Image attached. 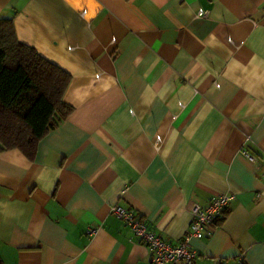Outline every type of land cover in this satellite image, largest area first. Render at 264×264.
Returning <instances> with one entry per match:
<instances>
[{
  "label": "crops",
  "instance_id": "0c3cea01",
  "mask_svg": "<svg viewBox=\"0 0 264 264\" xmlns=\"http://www.w3.org/2000/svg\"><path fill=\"white\" fill-rule=\"evenodd\" d=\"M0 17L70 74L73 108L32 158L0 152L3 264H150L111 206L175 243L218 193L194 264H264V0H0Z\"/></svg>",
  "mask_w": 264,
  "mask_h": 264
},
{
  "label": "trees",
  "instance_id": "16d2710c",
  "mask_svg": "<svg viewBox=\"0 0 264 264\" xmlns=\"http://www.w3.org/2000/svg\"><path fill=\"white\" fill-rule=\"evenodd\" d=\"M70 78L18 40L12 17H0V152L32 158L39 139L72 112L62 99Z\"/></svg>",
  "mask_w": 264,
  "mask_h": 264
},
{
  "label": "built area",
  "instance_id": "2783aa9c",
  "mask_svg": "<svg viewBox=\"0 0 264 264\" xmlns=\"http://www.w3.org/2000/svg\"><path fill=\"white\" fill-rule=\"evenodd\" d=\"M205 15L203 10L196 12V17ZM241 153L252 159L246 150L242 149ZM233 198L232 193H218L212 195L204 207L197 203L192 204V220L189 227L175 243L166 242L150 230L142 215L133 209L114 204L110 212L130 229L139 243L145 246L150 264H194L195 252L190 248V240L210 236L213 226L223 217ZM91 232H93L92 229L89 230V233Z\"/></svg>",
  "mask_w": 264,
  "mask_h": 264
}]
</instances>
